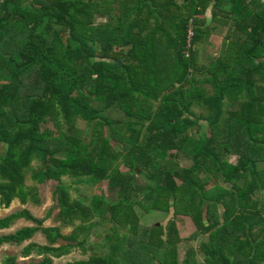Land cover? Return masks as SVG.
<instances>
[{
  "label": "trees",
  "instance_id": "obj_1",
  "mask_svg": "<svg viewBox=\"0 0 264 264\" xmlns=\"http://www.w3.org/2000/svg\"><path fill=\"white\" fill-rule=\"evenodd\" d=\"M211 8L214 19L231 23L230 43L203 66L198 45L212 33L206 17ZM0 72L10 74L0 81V143L7 146L0 160V207L10 209L16 200L40 205L39 186L56 183L60 223L43 228L44 219L20 211L1 219L0 231L21 219L36 227L0 236V247H22L42 232L49 247L29 243L22 255L37 252L44 256L39 264H52L49 253L69 255L86 225L110 214L131 237L111 234L108 255L70 264H154L155 248L173 249L181 264L177 220L185 216L198 228L194 238L211 236V245L201 246L207 258L200 264H264L261 0H0ZM199 106L211 114L199 117ZM81 121L91 128L89 142L79 131ZM180 153L191 167L182 166ZM34 160L40 168L32 167ZM120 163L129 172L121 173ZM139 171H147L150 183L141 206L174 210L165 228L142 235L133 222L139 197L131 198ZM29 174L37 187L26 186ZM201 175L208 181L199 186ZM65 177L94 186L108 182L115 204L104 196L89 205L74 200ZM185 204L194 209L182 210ZM78 223L72 234H61ZM4 264H17V256ZM183 264H199L195 251Z\"/></svg>",
  "mask_w": 264,
  "mask_h": 264
},
{
  "label": "rangeland",
  "instance_id": "obj_2",
  "mask_svg": "<svg viewBox=\"0 0 264 264\" xmlns=\"http://www.w3.org/2000/svg\"><path fill=\"white\" fill-rule=\"evenodd\" d=\"M193 21V20H192ZM192 21L189 23V42L193 41L195 36V26L192 24ZM221 32L218 33L217 36H220ZM221 37H218L217 40L214 38V42H220ZM209 42V41H208ZM207 40H204L202 44L198 45V60L202 65H210L212 61V57L216 56L217 50L216 45L211 46ZM9 75L7 72H0V81L7 82L9 79ZM198 79L203 81L205 78L204 76H199ZM209 93H214V87L210 84L204 85ZM197 115L200 117L202 115H209L211 111L207 107H195L194 108ZM226 116V114H224ZM112 116V115H111ZM114 118L122 119V115L116 113L113 115ZM112 117V118H113ZM124 120V119H122ZM205 122V121H204ZM203 122V123H204ZM79 131L81 132V136L86 138V141L89 142L91 139L92 131L91 128L86 125L84 121L79 122ZM64 126V123H62ZM50 128L54 131H57L54 127V124H50ZM197 130V129H196ZM203 133H197L195 131V135L201 137ZM7 146L5 144L0 143V160L2 157L6 155ZM175 154V153H174ZM180 162L182 163L183 167H191L192 162L188 160L183 154H179ZM230 163L235 164L236 158H231ZM33 168H40V163L38 160H34L32 163ZM119 170L121 173L129 172L124 165L120 163ZM142 173V174H141ZM147 171L144 172H137V175L134 179V193L131 194L132 200L136 197H139L138 201L140 204L135 205L133 207V214L136 216V221L133 222L137 224V235H142L143 231L150 230V228H159V227H166L167 222L173 220L174 210L172 212H159V211H149L145 210L142 205L146 204L144 200V195L147 192V187L150 184L147 178ZM201 177V179H200ZM197 179V185L201 186L208 181L206 175H201ZM64 185L71 187L72 197L74 200H83L86 205H89L94 197L104 196L107 202L111 205L115 204L116 199H114L113 194L108 190V182H104L98 186L91 185L86 182L84 179L83 181L77 182L71 177H65L62 179ZM220 187L224 189H231L230 184H226L224 181L219 182ZM56 183L47 182L43 186H39L40 188V205L32 204L31 201L27 203V205H23L20 200H16L10 209H5L0 207V220L5 219L7 217L12 216L13 214L19 213L20 211L26 210L28 211L33 217L37 219H44L45 223L43 228H57L60 227V223L58 221L57 215L59 209L57 207L56 198L54 197V187ZM211 185V184H210ZM26 186L27 187H37L38 184L35 183L31 179V175L26 176ZM200 193L202 191H199ZM262 196L259 195L261 198ZM174 204V201L172 202ZM192 204H185L181 206L182 210L194 207H191ZM179 209V207H178ZM220 214H222V209L220 208ZM182 223V233L185 240L180 243L178 246V259L181 264L184 263L187 255L190 251H195L196 253V260L197 262L203 263L206 261L207 255L201 250V246L203 243H207L211 245L210 235H200L194 238V234L197 232L198 228L196 227L194 221L191 218H187L185 216H181L178 218L177 222ZM81 223H78L75 227L72 228H62L61 234L62 235H70L72 234L77 227H79ZM27 227H36L32 222L26 221L25 219H21L17 221L11 229L0 231V236H7L16 233L17 231L27 228ZM161 228V229H164ZM151 231V230H150ZM150 231H147L148 233ZM114 233H118L120 236H130L131 234L127 231L125 223H119L113 221L111 219V215L107 214L106 218H97L93 221L91 226L85 227V230L80 234L79 237V245L71 251L69 255H64L61 258H55L52 254H48V257L52 259V264H70L76 263L78 261H86L91 257H98V256H106L109 252V240L108 236ZM152 233V232H151ZM153 233H155L153 231ZM152 233V234H153ZM164 238V237H162ZM63 240H60L57 243V246H60L63 243ZM29 243H34L39 247L47 246L49 247V242L46 239V236L43 235L42 232L37 233L33 238L28 241L24 242L22 247H12V246H3L0 247V264H4L6 259L11 256H17V264H39L44 256L38 255L37 252L32 253L29 257H23L22 250L23 248L27 247ZM153 262L154 264H175L177 255L173 249L170 250H159L153 249Z\"/></svg>",
  "mask_w": 264,
  "mask_h": 264
},
{
  "label": "crops",
  "instance_id": "obj_3",
  "mask_svg": "<svg viewBox=\"0 0 264 264\" xmlns=\"http://www.w3.org/2000/svg\"><path fill=\"white\" fill-rule=\"evenodd\" d=\"M263 2V0H261ZM264 3V2H263ZM207 19H208V26L209 28L211 29L212 33L210 34L209 38L207 39V42L209 43V45L211 46H215L216 45V50H217V53H216V56L215 57H212V61L210 63V65L217 59L219 58L221 55H222V52H224V47H225V44H229L230 42H226V34L229 30V27L231 25V23H229V25H223L222 21H218L217 19H214V16H213V8H211L208 13H207ZM221 32L222 34H220V36H217L218 33ZM218 37H221V40L220 42H214V38L217 40ZM200 63V62H199ZM201 64V63H200ZM202 65V64H201ZM203 66H209V65H203ZM205 120H201V124L202 125H207L208 122L205 121ZM204 122V123H203ZM181 218V217H179ZM188 218V217H187ZM177 226L179 228V231H180V236L181 238L183 239V241L185 240L184 236H183V233H182V223L177 222ZM209 235V234H208ZM210 240H211V236H210ZM206 243V242H205ZM207 245H208V242H207ZM187 258V257H186Z\"/></svg>",
  "mask_w": 264,
  "mask_h": 264
},
{
  "label": "built area",
  "instance_id": "obj_4",
  "mask_svg": "<svg viewBox=\"0 0 264 264\" xmlns=\"http://www.w3.org/2000/svg\"><path fill=\"white\" fill-rule=\"evenodd\" d=\"M264 2V0H263ZM189 43V48H191L193 46V43L192 42H188Z\"/></svg>",
  "mask_w": 264,
  "mask_h": 264
}]
</instances>
